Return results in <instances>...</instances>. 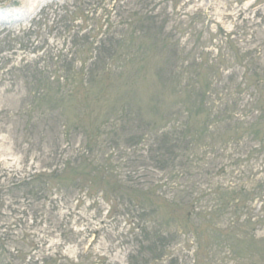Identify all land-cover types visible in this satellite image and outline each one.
I'll return each instance as SVG.
<instances>
[{
    "label": "rangeland",
    "instance_id": "1",
    "mask_svg": "<svg viewBox=\"0 0 264 264\" xmlns=\"http://www.w3.org/2000/svg\"><path fill=\"white\" fill-rule=\"evenodd\" d=\"M176 70L198 73L212 119L172 174L147 129ZM8 262L264 264V0H0Z\"/></svg>",
    "mask_w": 264,
    "mask_h": 264
},
{
    "label": "trees",
    "instance_id": "2",
    "mask_svg": "<svg viewBox=\"0 0 264 264\" xmlns=\"http://www.w3.org/2000/svg\"><path fill=\"white\" fill-rule=\"evenodd\" d=\"M110 36H112V34L110 35V33H108V37ZM121 41L122 40H120V42ZM168 42H163L165 44V49L175 48L176 42ZM100 43L103 44L104 42L100 41ZM99 45H97L96 49L101 48ZM126 49H128V47H126ZM131 50L135 53L134 59H137L138 52L145 49L133 47ZM96 61L97 56L91 64L94 66L99 62ZM176 71L177 72H171L169 78H167L165 82L159 79V83L161 84L159 97H163L162 99L165 100V102L158 114L159 118H155L156 120L154 119L152 127L147 129V131L151 132L150 137H148L151 141L149 139L147 140L151 146L149 147L151 153H154L153 158L157 163L156 166L172 174L178 171L177 166L181 157H187L184 166L192 163V152H195V150L200 148L201 144L207 140L210 130V120L212 119L209 105V98H211V95L202 90V88L196 86L199 80L191 78L192 76H198V73L187 76L188 78L184 81L183 76L185 73H183V70L181 72L179 70ZM128 75H132V73ZM127 92L128 91L125 92L123 98L128 97V95H126ZM119 94L120 93L117 92L115 98H117ZM122 101L128 100L123 99ZM183 117L184 121H182ZM98 129H101L100 126H98ZM143 136L146 137V134L143 133L139 137L140 141L138 142H142L146 139L142 138ZM86 147L88 148L89 145ZM87 157V153L84 152L82 159L87 161ZM67 165H70V163L68 162ZM57 175L58 174H56V176ZM157 189H159L158 185L149 186L148 197L145 201L152 203L153 199L157 202L162 200L158 203L159 207L162 203H164V205L166 203L164 202V195L155 193ZM183 198L186 199V202L178 208L187 210L182 222L189 223L191 221L190 216L195 211L192 204L194 198H192L191 193L188 196H183ZM179 233L180 232L177 230L176 233L172 235L173 238L177 239ZM162 242L166 243V245L169 244V241L166 239ZM12 255L14 257L13 260H16L18 255ZM7 264H12V262H8Z\"/></svg>",
    "mask_w": 264,
    "mask_h": 264
}]
</instances>
